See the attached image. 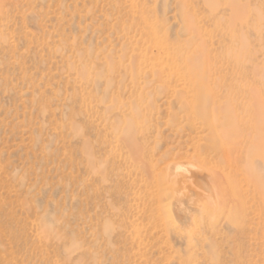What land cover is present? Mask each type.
I'll return each mask as SVG.
<instances>
[{
    "label": "rangeland",
    "instance_id": "obj_1",
    "mask_svg": "<svg viewBox=\"0 0 264 264\" xmlns=\"http://www.w3.org/2000/svg\"><path fill=\"white\" fill-rule=\"evenodd\" d=\"M0 264H264V0H0Z\"/></svg>",
    "mask_w": 264,
    "mask_h": 264
},
{
    "label": "bare ground",
    "instance_id": "obj_2",
    "mask_svg": "<svg viewBox=\"0 0 264 264\" xmlns=\"http://www.w3.org/2000/svg\"><path fill=\"white\" fill-rule=\"evenodd\" d=\"M170 170V174L168 175L169 178L165 179V194L170 197V199L167 201V204H172L176 207V214L178 215L179 219H186L188 217V213L186 212L185 207L183 208V204L186 203L190 205V207L194 206L195 208H200V202L196 201V199H193L192 196L194 197V195H196L195 197H197V199L204 197V190L207 188L204 189L200 185L203 186L205 184V186L214 189L215 183L211 181L210 175H208L210 178H208L207 175V177L204 176L207 174V172L204 171L202 167H193L187 162L174 161V163L170 165ZM210 192L212 193L211 190ZM174 206H171V208L174 209Z\"/></svg>",
    "mask_w": 264,
    "mask_h": 264
}]
</instances>
